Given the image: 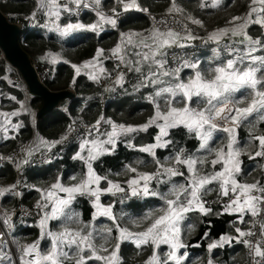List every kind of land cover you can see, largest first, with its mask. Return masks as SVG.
Wrapping results in <instances>:
<instances>
[{
	"label": "snow or ice",
	"instance_id": "6c2138e0",
	"mask_svg": "<svg viewBox=\"0 0 264 264\" xmlns=\"http://www.w3.org/2000/svg\"><path fill=\"white\" fill-rule=\"evenodd\" d=\"M116 4L124 12L146 13L149 27L121 31L122 13L116 7L104 11L102 0H36L27 19L37 25L42 21L61 38L76 32L99 36L107 28L117 31L112 47H97L79 64L51 51L41 58L70 63L72 82L83 75L103 88L100 95L119 92L143 99L151 114L135 124L103 113L92 123L72 120L58 139L37 132L19 153L0 156L14 164L21 177L29 165L63 160L66 145L74 148L69 158L80 164V171L67 177L70 183L63 182L61 173L46 186L28 185L22 178L0 186V198H22L21 186L39 194L33 207L21 206L19 214L35 217L38 235L31 242L14 235L15 209L0 213V264H125V245L134 247L137 256L150 249L140 264H189L185 226L190 236L194 216L211 225L205 218L225 214L235 216L229 221L235 235L222 233L211 240L206 261L198 258L193 264H216L213 250L233 242L246 247L247 264H264V0H250L243 15H232L225 26L212 30L179 0H170L159 19L139 0ZM220 6L221 0H211V8ZM197 7L209 4L199 0ZM82 9H91L95 19L74 20ZM253 25L262 30L260 36L250 35ZM199 29L205 35H199ZM106 61L112 62L111 68ZM7 98L19 107L0 111L5 140L15 139L13 133L24 127L12 118L29 113L35 123V113L24 101L15 95ZM241 129L246 139H241ZM141 134L150 141L135 143ZM190 140L196 142L194 147L188 146ZM121 145L141 155L123 163L120 171H98L96 165ZM244 157L259 158V179H246L250 174L243 168ZM149 198H155L157 206L135 215L124 211L126 202ZM80 200L89 205L87 220L78 207ZM249 222L253 227L239 226ZM207 238L210 228L201 237Z\"/></svg>",
	"mask_w": 264,
	"mask_h": 264
},
{
	"label": "trees",
	"instance_id": "16d2710c",
	"mask_svg": "<svg viewBox=\"0 0 264 264\" xmlns=\"http://www.w3.org/2000/svg\"><path fill=\"white\" fill-rule=\"evenodd\" d=\"M144 7H149L151 13L161 14L164 13L169 6L170 0H139ZM179 2L188 10L191 11L197 18L202 19L208 30H212L218 26H225L230 20L232 15H243L248 8L250 0H221V6L218 8H211V0H206L209 7L206 9H199L197 7L199 0H179ZM114 0H102L104 10L108 9ZM36 0H0V9L7 16L10 21H17L29 14L35 9ZM63 19V18H62ZM77 19L74 17V20ZM84 23H90L95 19V14L92 10L85 11L80 17H78ZM120 25L121 31L129 29L140 30L147 28L150 25V20L144 15L128 16ZM250 35L253 37L260 36L262 30L259 26L253 25L250 27ZM199 35H205V32L200 30ZM118 40V32L107 28L99 36L90 32H76L70 33L66 37H60L58 33L49 31L41 24L30 25L26 24L22 28L19 37V43L21 47L29 54L33 62L35 58L39 56L43 57L49 51L59 53L64 60H68L72 63H81L85 59L94 55L97 47L110 48ZM203 55H208L207 50ZM49 62V73L44 80L45 85L51 90H61L70 87L75 91V97L73 99L63 101L58 108L53 109L41 117L35 119L29 113H22L18 117H14L13 122L22 121L24 127L15 139L5 140L3 135L0 134V153L11 152L19 143L23 140H33L34 135L38 132L40 135L47 139H57L60 134L66 131L67 126L72 120H81L84 122H94V120L101 114L105 113L106 116L112 117L118 122L127 123H142L151 114V106L146 101L136 96H122L116 99V101L109 107L102 109L98 103V96L100 94V88L98 85L89 81L85 76L81 75L76 78V83L72 82L74 76V70L71 68L70 63H64L60 60L56 64ZM40 63V62H38ZM108 68H111L109 61L105 62ZM41 64V63H40ZM56 65V66H55ZM38 66V64H37ZM15 70L9 66L4 59H0V86L9 95H15L18 100L24 101L23 91L24 87L22 82L17 84L11 80ZM12 81L9 84L8 81ZM17 85V86H16ZM25 92V91H24ZM9 95L4 94L0 96V111L10 112L19 107L15 101L9 100ZM30 96V102L25 103L29 108H34L35 117L38 108L41 105V100L37 97ZM32 112V111H31ZM240 137L246 138V132L244 129L240 130ZM150 141V136L143 135L135 141L137 144H143ZM196 142L194 140L188 141L189 147H194ZM65 151L62 153L63 160H53L51 164H38L31 166L25 173L24 182L28 185L46 186L54 181L57 175L63 173V182L70 183L67 177L80 171L79 162L72 161L69 157L74 150L70 145L65 146ZM166 155L167 152L161 153ZM141 155L138 152H131L127 150L123 145L120 146L117 153L113 156H106L101 163L96 165L98 171L103 173L107 169H111L113 172L120 171L123 163L130 162L134 157ZM261 161L259 158L249 160L244 157L243 168L245 171H249L253 165L254 168L258 167ZM148 170H151L149 166ZM258 170L255 174L259 175ZM15 178V169L10 163H3L0 165V186L10 185ZM123 179V177H118ZM24 196L18 197L19 201L23 203H30L36 201L39 198V194L31 188H22ZM105 202H109L107 198ZM16 197L9 196L8 198H1L0 204L4 208H11L15 206ZM157 200L155 198H149L145 201L133 200L126 202L124 211L131 214H140L146 211L150 207L157 206ZM78 207L83 210L84 219L89 218V205L86 201L80 200ZM121 205H116L117 214H119ZM196 217L194 216L192 220ZM211 220V225L206 222H200L196 224V233L187 234V228L185 227V239L191 245L188 249L194 254L200 253L198 257L200 260L206 261L208 254L206 252V246L211 240L217 239L222 233H230L232 228L229 221L235 220V216H229L227 214L220 217H207L206 220ZM247 219V217H246ZM33 221V220H30ZM107 222V221H105ZM238 222V221H237ZM210 228V238L201 239L206 229ZM36 227L33 224L20 223L16 227L15 236L21 241H29L32 238ZM199 244V246H195ZM241 246V245H240ZM237 246L225 245L223 248H217L213 255L217 262L223 264H247L248 257ZM122 254L125 259V264H140L149 254L150 249L145 250L141 255H136L134 247L125 245L122 249ZM192 254V253H190ZM198 258L190 259L189 264L197 261Z\"/></svg>",
	"mask_w": 264,
	"mask_h": 264
},
{
	"label": "water",
	"instance_id": "95a60500",
	"mask_svg": "<svg viewBox=\"0 0 264 264\" xmlns=\"http://www.w3.org/2000/svg\"><path fill=\"white\" fill-rule=\"evenodd\" d=\"M22 27L16 21H10L0 9V51L2 59L16 70L28 95L41 100L36 117L58 108L61 102L73 99L75 91L65 88L51 90L38 77L37 69L29 54L19 43ZM1 59V58H0Z\"/></svg>",
	"mask_w": 264,
	"mask_h": 264
},
{
	"label": "built area",
	"instance_id": "2783aa9c",
	"mask_svg": "<svg viewBox=\"0 0 264 264\" xmlns=\"http://www.w3.org/2000/svg\"><path fill=\"white\" fill-rule=\"evenodd\" d=\"M86 2H89V0H86ZM113 7H116L117 8V12L118 13H122V16H121V19L124 20L126 17L128 16H133V15H144V16H147L148 15L146 13H143L139 10H129L127 12H124L122 7L115 4ZM111 7V8H113ZM110 8V9H111ZM110 9H105L104 11L108 12ZM87 10H91V9H82L80 11V15L79 17ZM165 13V12H164ZM164 13H161V14H156V13H152L153 15H156L157 18L159 19L160 16ZM28 16H24L22 17L21 19L17 20L16 22L20 25V27H25L26 24H30V25H35L34 23H32L29 19H27ZM78 18V17H76ZM149 19V18H148ZM200 30L202 29H199L198 30V34L200 33ZM204 31V30H203ZM205 32V31H204ZM204 51L206 50H203V53ZM35 66H36V69H37V74H38V77L44 82V80L46 79L50 69H49V65L48 64H40L38 62H34ZM37 64H39V66H37ZM111 67H112V62H111ZM12 80L15 81V82H22L23 84V80L20 76V74L15 70V73L13 74L12 76ZM100 88V93L103 92V88L101 86H99ZM69 89H71L69 87ZM119 92L116 93V94H111V93H104L103 95H100L98 96V103L99 105L101 106L102 109H105L109 106H111L115 101L116 99L119 97ZM27 98L30 102V96L27 95ZM30 110L32 112H34V108L32 106H30ZM105 116L106 114L103 113ZM37 117H35L36 119ZM79 123H92V122H84V121H81V120H78ZM58 139V138H57ZM32 140H23V141H19L18 145L11 151V152H4V153H0V156H9V155H14V154H17L19 153L20 151V146L23 144V145H27L31 142ZM3 163H10L11 165H13L14 169H15V165L12 164L11 162L9 161H5V160H0V165L3 164ZM39 163H36V164H33V165H29L26 167L29 168L31 166H35V165H38ZM26 171V170H25ZM22 178V182H24V178H25V175L23 174V177H21V175L17 172V170L15 169V178L13 180L12 183H14L17 179H21ZM23 187L21 186L20 190L22 189ZM1 199V198H0ZM35 204V202H30V203H23L21 201H19L18 197H16V202H15V206L14 207H11V208H4L1 204H0V213H2L3 211L5 210H10V209H15L16 213H17V216H16V225L24 222V221H27V220H35V217L34 216H28V217H21L19 214H20V211H21V206H23L24 209H30L33 207V205ZM34 211V209H33ZM249 227H253L252 224H250ZM258 227L259 225L257 224L256 227L253 229L254 231L258 230ZM4 229L3 228H0V231H3ZM258 234V233H257ZM11 237H7V239H10ZM246 249V247H245ZM246 252H247V249H246Z\"/></svg>",
	"mask_w": 264,
	"mask_h": 264
},
{
	"label": "crops",
	"instance_id": "0c3cea01",
	"mask_svg": "<svg viewBox=\"0 0 264 264\" xmlns=\"http://www.w3.org/2000/svg\"><path fill=\"white\" fill-rule=\"evenodd\" d=\"M127 31V30H126ZM118 38H119V36H118ZM197 43H199V41H197ZM35 61L36 62H40L41 64L43 63V64H49V62L46 60V59H42L41 58V56H39L38 58H35ZM49 61L51 62V60L49 59ZM53 64H56L57 65V63H53ZM55 65V66H56ZM111 65V64H110ZM242 139H246V138H242ZM260 171V169L258 168V167H256V168H254V166L252 165L251 167H250V169H249V171H248V173L250 174V175H248L247 177H246V179H248L249 181H251L253 178H257V179H259L260 178V176L257 174H255L257 171ZM105 202V201H104ZM105 203H107V202H105ZM27 221H30V220H27ZM33 221H35V220H33ZM25 222V221H24ZM24 222H22V223H24ZM190 223H192L193 225H194V228L196 227V224L198 223V219L197 218H195L194 220H191L190 221ZM238 224H239V222H237ZM251 224V223H250ZM239 226H241V227H249L248 226V223L246 224V225H239ZM186 227V226H185ZM35 233H33V235H32V238H31V240H29V241H27V242H31V241H33V240H35L36 238H37V235H38V229L36 228V230L34 231ZM194 233H196V229L193 231V233L192 234H194ZM230 234H233V235H235V233H234V229H232V231L230 232ZM14 235H15V233H14ZM241 245V246H240ZM228 246H237V247H239L240 246V248L242 249V251L247 255V252H246V249H245V246L243 245V244H241V243H237V242H233L232 244H230V245H228ZM219 249V248H218ZM165 250H166V247H165ZM215 250L216 249H214L213 250V252H215ZM187 251L189 252V254L190 253H192V254H190V259H195V258H198V257H200L201 256V254L200 253H198V254H194L191 250H189V249H187ZM206 252H207V247H206ZM207 254L209 255V253L207 252ZM212 255H213V253H212ZM213 257H214V259H215V261H216V258L217 257H215L214 255H213ZM248 257V256H247ZM216 264H223V263H220V262H217L216 261Z\"/></svg>",
	"mask_w": 264,
	"mask_h": 264
},
{
	"label": "rangeland",
	"instance_id": "374dc122",
	"mask_svg": "<svg viewBox=\"0 0 264 264\" xmlns=\"http://www.w3.org/2000/svg\"><path fill=\"white\" fill-rule=\"evenodd\" d=\"M116 4V0H114V3L108 8V9H110L111 7H113L114 5ZM42 24H43V22H42ZM201 36H203V35H201ZM2 53H1V51H0V58H2V55H1ZM110 64H111V62H109ZM38 66H39V64H38ZM40 67V66H39ZM11 80H12V78H11ZM13 81V80H12ZM15 82V81H14ZM16 84H17V82H15ZM17 86V85H16ZM24 87V86H23ZM24 91H25V88H24ZM23 91V98H24V102L25 103H29V100H28V98H27V95H28V93L25 91L24 92ZM4 94H6V95H9V94H7V92L4 90V92H3V89L1 88V86H0V96L2 95V96H4ZM35 202V201H34ZM34 224V221H25L23 224ZM248 226H250V222L248 223Z\"/></svg>",
	"mask_w": 264,
	"mask_h": 264
},
{
	"label": "bare ground",
	"instance_id": "6f19581e",
	"mask_svg": "<svg viewBox=\"0 0 264 264\" xmlns=\"http://www.w3.org/2000/svg\"><path fill=\"white\" fill-rule=\"evenodd\" d=\"M12 166H13V165H12ZM27 169H28V168H27ZM27 169H26V171H27ZM26 171L24 172V175H25Z\"/></svg>",
	"mask_w": 264,
	"mask_h": 264
}]
</instances>
